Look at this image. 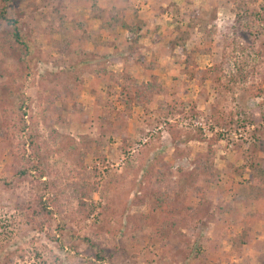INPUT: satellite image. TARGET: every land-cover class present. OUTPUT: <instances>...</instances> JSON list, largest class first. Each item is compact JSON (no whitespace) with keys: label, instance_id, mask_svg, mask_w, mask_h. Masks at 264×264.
<instances>
[{"label":"rangeland","instance_id":"374dc122","mask_svg":"<svg viewBox=\"0 0 264 264\" xmlns=\"http://www.w3.org/2000/svg\"><path fill=\"white\" fill-rule=\"evenodd\" d=\"M263 9L9 0L31 54L0 30V264H264Z\"/></svg>","mask_w":264,"mask_h":264},{"label":"trees","instance_id":"16d2710c","mask_svg":"<svg viewBox=\"0 0 264 264\" xmlns=\"http://www.w3.org/2000/svg\"><path fill=\"white\" fill-rule=\"evenodd\" d=\"M250 3H255L257 0H248ZM9 0H0V30L2 31V39L6 42L11 44L13 47H15L16 51L20 55V61H24L30 54H31V45L29 44L28 41L25 40L22 32L19 29V26L17 24V20L13 18H9L6 14L7 12V5H8ZM261 14L259 15H264V9L261 10ZM257 14V13H255ZM258 15V14H257ZM182 48V46H178ZM181 52L184 53L185 59L184 61L187 62V54L185 50L182 48ZM190 58V56H189ZM240 71V69H239ZM241 72V71H240ZM103 79H107V73L104 72L103 74ZM147 89V84L144 85ZM161 88V87H160ZM148 90V89H147ZM161 90V89H160ZM158 90L157 93H160ZM144 89H141L140 87L135 89L134 94L139 98V97H144L145 94ZM147 93V92H146ZM152 93V92H151ZM143 102L145 101V98H143ZM21 105H23V101H19ZM24 128V127H23ZM28 143H31V145L34 144V139H32L31 136H28ZM196 171H201L204 173L206 177V182H210V180L213 179L216 171L214 170V165H213V154L211 152H208L206 155V158L203 160H200L199 163L196 165L195 168ZM20 173H24V171L20 170ZM45 182H41V185H44ZM41 202V200H40ZM42 203V209L45 210V203ZM87 239L85 240V242ZM230 241L235 247H240L242 246L246 241H247V234L243 237L234 235Z\"/></svg>","mask_w":264,"mask_h":264}]
</instances>
